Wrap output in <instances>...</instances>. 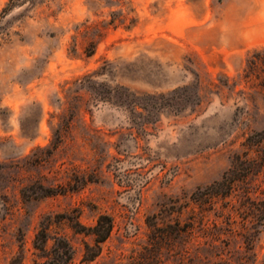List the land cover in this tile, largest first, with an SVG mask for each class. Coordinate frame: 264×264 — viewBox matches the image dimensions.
Listing matches in <instances>:
<instances>
[{
	"label": "rangeland",
	"instance_id": "obj_1",
	"mask_svg": "<svg viewBox=\"0 0 264 264\" xmlns=\"http://www.w3.org/2000/svg\"><path fill=\"white\" fill-rule=\"evenodd\" d=\"M263 126L264 0H15L0 20V264L44 262L49 220L48 248L66 235L80 262L92 235L64 215L102 212L114 229L91 264L133 249L139 264H264V226L181 205Z\"/></svg>",
	"mask_w": 264,
	"mask_h": 264
},
{
	"label": "trees",
	"instance_id": "obj_2",
	"mask_svg": "<svg viewBox=\"0 0 264 264\" xmlns=\"http://www.w3.org/2000/svg\"><path fill=\"white\" fill-rule=\"evenodd\" d=\"M15 4V0H10L4 8L7 14ZM260 52L256 55L253 63L260 59ZM242 149L235 151L232 156L231 165L224 171L222 177L213 182L198 187L193 191L190 201L181 205L198 206L200 210L207 211L216 209L221 212H228L226 222L232 224L236 221L231 215L233 212L242 215V224L254 227L264 226V126L248 134L242 143ZM42 195L56 194L64 191L65 188L55 186H42ZM71 225L77 231H84L92 235L93 241H85L84 251L80 262L76 260V249L66 235L56 234L53 236L54 244L48 248L50 238L51 222L41 224L36 234L35 246L46 251V260L39 264H91L103 253L104 243L111 237L114 229V218L110 213L102 212L94 224L87 225L81 221L79 214H65ZM194 220L187 222L186 231L189 239L194 236ZM260 229L256 228V232ZM256 232L249 233L250 240L255 238ZM235 232H232L234 234ZM206 243L212 245L221 235L207 234ZM189 251V250H188ZM118 258V257H117ZM116 258V259H117ZM126 262L117 261L115 264H139L136 252L132 251L127 256ZM10 264H13L11 261Z\"/></svg>",
	"mask_w": 264,
	"mask_h": 264
}]
</instances>
